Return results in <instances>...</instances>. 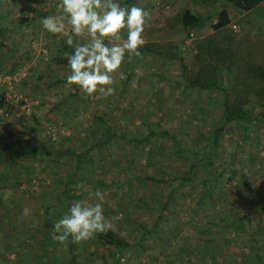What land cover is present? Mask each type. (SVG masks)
Returning <instances> with one entry per match:
<instances>
[{"label": "rangeland", "instance_id": "374dc122", "mask_svg": "<svg viewBox=\"0 0 264 264\" xmlns=\"http://www.w3.org/2000/svg\"><path fill=\"white\" fill-rule=\"evenodd\" d=\"M32 1L36 3L37 11L33 15H27L23 8L29 5V0L20 2L0 0V9L3 10V15L0 14V28L8 31L4 37L7 47L1 45L0 37V73L11 77V84L0 87V95L5 94L7 100L11 102L4 109L0 108V120L15 124V127L9 128L8 132L11 133L14 142L21 143V140L27 137L39 138L34 148L28 151V157L19 159L23 166L29 167V170L36 167L33 179L22 183L18 189L9 188L0 193L2 198L0 215H4L0 218V264H15L20 263V260L21 264H69L67 257L70 254H73L80 264H86L85 262L108 264L109 260L106 261L101 256L106 253V249L97 248L94 241L88 240L81 243L76 250H71L69 239L63 243L52 239L53 232L45 229L44 226L48 221L55 223L62 218L67 212L64 211V207L68 210L73 202L87 199V193L79 187L80 185L102 191L106 198L105 204H108L110 210L118 211L115 208L117 204L127 205L129 211L133 212V218L142 219L141 221L144 222V217L151 216H148L149 209H145L134 199L141 198L140 195L148 185L144 179L136 178L139 175L144 177V173H150L155 178L161 179L164 173L159 162L155 161L151 154H148L149 150L144 147V137L148 136L144 121L147 119L155 123L159 120V113L163 116L167 115L169 124L162 130L155 129V134L163 138V148L170 150L172 177H180L183 168L185 169L184 162L187 158H191L187 152L177 147L178 142L174 144L172 128L180 129L182 132L180 127H186L188 123L191 126L196 124L199 119L196 116L197 112L201 114L204 109L206 112L211 111L210 94L197 91L195 95L193 94L195 98L192 104L190 100L189 102L183 100L180 103L176 100L178 97L177 93L175 94L176 86L173 88L171 85L172 81L178 80L177 66L169 65L164 71H160V68L164 67H160L156 62L151 63L149 58L144 60V56H141L139 61L128 59L126 68L121 67L113 74L116 89L113 95L107 98L100 93L88 96L82 91L80 96L82 99L88 97V104L85 106L81 101L77 113L68 115L66 102L71 98L72 86L68 87L66 83L55 84L62 80L66 73L62 69L55 68L52 63L57 55L64 54L63 42L67 37L50 34L41 24V20L48 15L62 14V10L57 8L60 0ZM120 2L123 4V0ZM222 2L223 0H136L132 6L148 9L150 15L147 29L150 30L163 27L167 19L186 7L193 8L209 19L212 7ZM228 9L234 23L243 17L230 5ZM27 16L35 17L28 27L19 22L20 18ZM263 18L264 9L259 8L249 15V22L257 25ZM234 29L239 31L240 27L234 26ZM211 33L210 23L205 22L189 38L183 40L185 44L183 47H189L199 36ZM122 34L126 38V30H122ZM164 35V33L155 34L149 37L143 34V39L144 42H153L160 40L159 37ZM72 38L74 45L84 43L87 39L78 36ZM176 40L179 39H169L168 43H174ZM8 48L17 50L15 57ZM167 92H171L172 95L167 96ZM99 117H103L104 121L114 122L120 144L101 136L100 127L103 121H100ZM182 134L187 137L188 142L191 141L190 137L193 139L189 149L197 150L194 145L200 141L195 140L192 135H185L183 132ZM242 136L244 137V134L237 130L235 134L224 138L220 161L230 160L235 145L241 141ZM3 138L4 136L0 134V151L3 150L1 152L6 150ZM201 138L209 140L206 136L199 137ZM258 138L261 145L246 150L243 154L246 158L241 162L242 164H234L237 173L234 175L235 179L227 183L228 186L236 187L240 184L242 189V184L247 183L259 191L262 189L264 193L263 134L260 133ZM94 143H97L98 147L91 149L92 151L85 157V163L81 165L83 169L77 170V159L66 151L85 153ZM171 144L176 146L172 147ZM48 151L51 155H46ZM61 151L66 154L59 156L58 153ZM175 156L177 159L174 158ZM250 157L254 159L252 162ZM240 159L243 160L242 157ZM176 183L177 180H173L172 184ZM165 185L155 191L166 200L169 187ZM155 186L154 182L152 188ZM260 199L264 200V195ZM196 201L197 197L187 195L185 189H182L172 202H169L167 212L169 218L163 227L169 237L172 235V240L167 238L165 250H160L159 244L156 247L149 242L148 246L151 245L152 252L146 253L145 258L144 252L140 251L141 257L136 258L126 251L116 259V263L115 261L110 263L168 264L164 256L175 250H186L184 255L189 259V263L197 258L198 251L201 255L204 250L208 252V249H212L211 255L218 263L228 264V255L241 258V254L247 251V244L241 241L238 247H232L235 242L232 238V229L212 228L213 213L197 207ZM260 208L264 210V204ZM230 214L228 213L227 216L230 217ZM244 214L255 218V221H260L261 218L260 224L264 225V216L258 215L255 207L241 215ZM112 224L113 229H116L121 236L126 237L131 234L136 241L142 237L143 230L138 225L127 228L122 221L116 220H113ZM253 229L257 230L256 224ZM212 230H216V233L212 234V242L209 246H204L202 236L207 237L208 232L212 233ZM7 242L17 245L18 257L13 256L10 259L9 256V258L5 256L7 250L4 247ZM148 246L146 245L147 248ZM208 257L211 260L212 257Z\"/></svg>", "mask_w": 264, "mask_h": 264}, {"label": "trees", "instance_id": "16d2710c", "mask_svg": "<svg viewBox=\"0 0 264 264\" xmlns=\"http://www.w3.org/2000/svg\"><path fill=\"white\" fill-rule=\"evenodd\" d=\"M134 1L136 0H123L122 6L130 7ZM28 4L23 8L25 14H35L37 11L35 9L36 3L29 0ZM229 5L243 16L236 23L231 17ZM259 8L264 9V0H223L222 4L212 7L208 19L193 8L186 7L167 19L163 27L150 30L147 29L150 14L148 9L144 8L148 13V19L143 34L149 37H153L155 34L164 33L165 35L160 36L158 41H145L139 49L141 55L132 56L131 59L139 61L141 56H144V60L149 58L151 63L156 62L160 67H164H158L160 71H164L169 65H176L178 80L171 82L172 87L176 86L175 94L177 93L178 96L176 100L180 103L183 100L186 102L190 100V104H192L195 92H206L210 94L209 103L212 110H207V112L205 109L204 111L200 110L201 117V114L196 111V116L199 118L196 124L191 126L188 123L186 127H180L185 135H192L195 140L200 141L197 145L194 143L197 150L189 149L193 140L191 137L189 139L191 141L188 142L187 137L183 136L180 129L171 127L174 144L178 142L177 147L187 152L191 158H187L184 162L186 164L183 165L185 169L183 168L182 175L180 177L173 176L174 178L171 175L173 173L172 164L169 160L170 150L163 148V138L159 134H155V129L161 128L162 130L164 126L169 124L167 115L163 116L159 113V120L155 123L149 122L147 119L144 121V127L148 130V136L144 137V147L149 150L148 154H151L152 158L159 162L164 173L161 179L155 178L150 173H144V177L143 175L134 177L144 179L148 185L144 193L140 195L142 197L138 200L134 199L135 202L141 203L145 209H149L148 216H151L144 217V222L141 221L142 219H134L133 212L129 211L127 205L117 204L115 208L118 211H113V209L108 208V204H105L104 215L107 220H111V223L113 220L122 221L127 228L138 225L143 230L139 241H136L131 234L126 237L121 236L113 228L106 233L94 236L91 240L95 242L96 247L106 249V253L101 256L106 261L109 260L108 264H111V261L116 263V259L126 251H129L136 258L141 257L140 251L144 252L145 258L146 253L152 250L151 245L148 246L149 242L156 247L159 244L162 251L166 249L167 238L172 240V235L169 237L163 224L169 218L167 216L169 202H172L182 189H185L187 195L197 197L195 202L197 207L213 213L214 221L212 223L214 224H212V228L232 229V238L235 240L232 247H238L241 241L247 244V251L241 254V258L234 255L229 257L228 255V264H264V244H262L264 243V225L260 224L262 219L255 221V218L245 214L241 215L255 207L258 215L263 217L264 210L260 207L264 204V200H261L260 197L264 193L262 189L259 191L247 183L242 184V189L240 184L236 187L227 184L235 179L234 175H236L237 170L233 167L234 164H242L241 162L246 158L243 157L244 152L252 146L261 145L258 135L262 133L264 136V18L257 25L249 22V15ZM1 13L3 15V10L0 9ZM34 18V16L22 17L19 22L28 27ZM205 22L210 23L212 33L199 36L192 45L183 47L185 45L183 40L186 37L189 38ZM234 26L240 27V30L237 31ZM7 32L0 28L1 45L6 47L7 42L4 37ZM169 39L179 40L168 43ZM63 43L65 45L64 54L62 56L57 55L52 63L55 68L64 70L66 75L62 80L57 81L56 85L66 83V76L68 75L67 57L74 51V46H68L66 41ZM9 51L15 57L17 50L9 49ZM128 59L130 58L126 56L121 67L126 68ZM71 91V98L66 102V112L68 115L71 113L75 115L80 102L82 101L86 106L89 100L88 97L82 99L80 96L82 90L78 87L72 86ZM169 95L171 96L172 93L167 92V96ZM10 103L5 94L0 95V108L4 109ZM204 114L206 116H203ZM98 119L103 121L100 127L101 136L120 144L114 122L111 120L104 121L103 117ZM1 122L3 120H0V134L4 136L6 150L0 151V190L18 189L22 183L31 181L33 173L36 171V167L29 170L28 166H23L19 159L28 157V151L34 148L39 138L27 137L21 140V143L14 142L10 136L11 133L8 132L9 128L15 127V124L12 125L7 122L2 124ZM237 130H240L244 137L242 136L241 141L236 143L235 151L232 152L230 160L220 161L219 159L223 154L221 148L224 138L230 134H235ZM197 136H206L209 140L199 139ZM174 144L171 146L175 147ZM97 147V143H94L85 153L66 152L77 159V170H81L83 169L81 165L86 161L85 157L92 151L91 149ZM23 151L24 153H22ZM58 154L63 156L66 153L61 151ZM46 155H51V153L48 151ZM240 157H242V161H240ZM174 158L177 159L176 156ZM134 159L136 160V158ZM249 159L251 162L254 160L253 157ZM144 168H146L145 165ZM225 177L226 180H224ZM173 180H177L175 185L172 184ZM154 182L156 186L152 188ZM164 185L169 187L168 199L166 200L162 199L160 193L155 191L162 189ZM0 200H2L1 196ZM218 208L219 211H217ZM213 210L215 211L212 212ZM64 211H67L65 207ZM157 212L159 213L157 214ZM228 213L231 215L230 217L227 216ZM0 216L3 218L4 215L1 214ZM255 224L256 231L253 229ZM53 225V221H48L44 228L53 232ZM212 231V233L208 232L207 237L202 236L204 246H209L212 242L211 237L214 232L216 233V230ZM131 236L132 238L129 239L128 237ZM6 239L8 240V238ZM68 242L71 250H76L81 244L73 243L71 238ZM111 247L114 249L110 250ZM4 248L7 250L6 257L9 256L11 259L18 255L15 243L7 242ZM185 251H170L164 258L168 264H223V262L215 261L216 259L211 255L213 254L212 249H208V252L204 250L201 255L198 254V251L197 258L191 263L185 257ZM208 256L212 257L211 260ZM67 258L69 264H80L73 254L68 255ZM85 263L89 264L88 262ZM15 264H21V260L20 263L16 262Z\"/></svg>", "mask_w": 264, "mask_h": 264}, {"label": "clouds", "instance_id": "9594fccd", "mask_svg": "<svg viewBox=\"0 0 264 264\" xmlns=\"http://www.w3.org/2000/svg\"><path fill=\"white\" fill-rule=\"evenodd\" d=\"M57 8L62 14L48 15L41 24L50 34L67 37L66 44L74 46L67 57L66 86H76L88 96L113 95V74L126 56L141 55L148 13L134 5L122 6L120 0H60ZM122 30H126V38ZM73 36L87 39L74 45ZM79 187L87 193V199L73 202L53 225L52 239L60 243L71 238L73 243L80 244L113 228L104 215V193L87 185Z\"/></svg>", "mask_w": 264, "mask_h": 264}, {"label": "built area", "instance_id": "2783aa9c", "mask_svg": "<svg viewBox=\"0 0 264 264\" xmlns=\"http://www.w3.org/2000/svg\"><path fill=\"white\" fill-rule=\"evenodd\" d=\"M11 77L0 73V87L6 86V84H11Z\"/></svg>", "mask_w": 264, "mask_h": 264}, {"label": "crops", "instance_id": "0c3cea01", "mask_svg": "<svg viewBox=\"0 0 264 264\" xmlns=\"http://www.w3.org/2000/svg\"><path fill=\"white\" fill-rule=\"evenodd\" d=\"M1 151H3V150H1ZM27 151H28V150H27ZM22 153H24V151H23ZM2 191H6V190H0V193H1Z\"/></svg>", "mask_w": 264, "mask_h": 264}]
</instances>
